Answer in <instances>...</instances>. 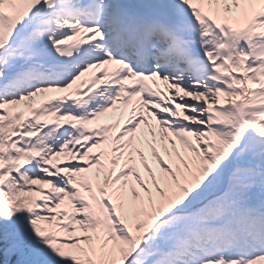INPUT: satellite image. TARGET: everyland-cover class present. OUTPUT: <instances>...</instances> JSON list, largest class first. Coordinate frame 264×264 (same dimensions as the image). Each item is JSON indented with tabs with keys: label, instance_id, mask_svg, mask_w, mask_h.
I'll list each match as a JSON object with an SVG mask.
<instances>
[{
	"label": "snow or ice",
	"instance_id": "6c2138e0",
	"mask_svg": "<svg viewBox=\"0 0 264 264\" xmlns=\"http://www.w3.org/2000/svg\"><path fill=\"white\" fill-rule=\"evenodd\" d=\"M0 264H264V0H0Z\"/></svg>",
	"mask_w": 264,
	"mask_h": 264
}]
</instances>
